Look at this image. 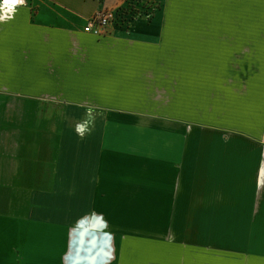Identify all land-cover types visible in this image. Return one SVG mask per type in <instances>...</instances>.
<instances>
[{
  "label": "crops",
  "instance_id": "0c3cea01",
  "mask_svg": "<svg viewBox=\"0 0 264 264\" xmlns=\"http://www.w3.org/2000/svg\"><path fill=\"white\" fill-rule=\"evenodd\" d=\"M0 264H264V0H0Z\"/></svg>",
  "mask_w": 264,
  "mask_h": 264
},
{
  "label": "rangeland",
  "instance_id": "374dc122",
  "mask_svg": "<svg viewBox=\"0 0 264 264\" xmlns=\"http://www.w3.org/2000/svg\"><path fill=\"white\" fill-rule=\"evenodd\" d=\"M137 6H139V5L130 3L129 5H126L124 7H120L119 9H116V10H119V11H117V16H116L115 21H113L109 25V27L104 31V33L100 37L106 36V34H108V31H109V29L112 28V26L113 27L117 26V28L119 27L121 30H123V29L128 28L127 26H129L130 24L135 23L136 21H142L144 23H149L152 20V18H153V15H154V13H155V11L157 9V6L146 5V4L143 5V6H139V7H137ZM49 111H50L49 114L48 115L46 114L45 116H49V117L53 116L52 109H50ZM127 125L128 124L123 125L121 123H118L117 125L113 124L111 126H113V131H119L123 127H126ZM53 126L54 125H52V124L49 125V128H50L49 135H51V133L53 134V129H52ZM106 127H107V125H106ZM128 127H129V125H128ZM71 129H72L71 125H70L69 129L66 128V130H70V131H71ZM156 129H157V131L159 130V131L162 132V131L167 129V124H157V125H155V124H150L149 123V124H145L142 127H138L137 128V130L144 131V132H152V131H154ZM46 138H48V137H46ZM46 138L44 139V142H47V141H45ZM44 145H45V143H44ZM16 200L19 201L20 199H15V201ZM21 200L19 201V203H15V208L16 209L23 208V207L27 206V204L20 203ZM54 207L55 206L52 207V204H50V207H49L50 209H48V211L51 212L52 210H54V209H52Z\"/></svg>",
  "mask_w": 264,
  "mask_h": 264
},
{
  "label": "built area",
  "instance_id": "2783aa9c",
  "mask_svg": "<svg viewBox=\"0 0 264 264\" xmlns=\"http://www.w3.org/2000/svg\"><path fill=\"white\" fill-rule=\"evenodd\" d=\"M119 10H106L95 14L86 24L83 31L95 37H100L109 25L115 21Z\"/></svg>",
  "mask_w": 264,
  "mask_h": 264
}]
</instances>
